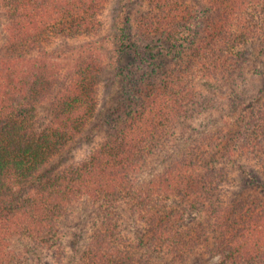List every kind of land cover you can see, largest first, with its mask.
<instances>
[{"label":"trees","instance_id":"trees-1","mask_svg":"<svg viewBox=\"0 0 264 264\" xmlns=\"http://www.w3.org/2000/svg\"><path fill=\"white\" fill-rule=\"evenodd\" d=\"M108 1L0 0L6 20L0 43V264H27L26 256L40 250L57 264L73 262L72 256H78L75 264H167L164 256L184 261L206 237L204 229L188 225L179 201L198 202L213 232L230 213L216 192L228 179L225 168L207 164L202 173L198 151L149 182L138 175L170 130L201 104L198 80L231 82L246 71L249 49L239 44L264 45V0H202L207 10L201 20L186 0H147L137 30L145 45L134 41L132 27L119 28L112 79L130 93L114 110L116 126L83 158L59 166L56 159L96 118L100 81L112 70V59L104 63L93 52L99 40L68 45L60 39L97 34ZM56 41L65 47L47 48ZM75 50L80 55L72 68L56 61ZM160 51L177 65H162ZM128 54L138 63L122 65ZM241 128L212 138L211 145L216 142L227 161L249 156L264 170V106ZM84 198L95 208L92 233L70 257L66 224ZM249 207L238 209L239 236L226 232L227 251L247 264H264V232L256 230L264 225V198ZM130 221L146 234L139 254V242L124 231Z\"/></svg>","mask_w":264,"mask_h":264},{"label":"rangeland","instance_id":"rangeland-1","mask_svg":"<svg viewBox=\"0 0 264 264\" xmlns=\"http://www.w3.org/2000/svg\"><path fill=\"white\" fill-rule=\"evenodd\" d=\"M186 1L194 9L195 18L201 20L207 10V4L202 0ZM148 8L147 0H109L99 15L100 25L97 28V34L84 35L76 39H60L68 45L86 42L94 44V41L99 40L97 45H91L93 52L104 63H107L109 58L112 59V70L103 75L100 81L96 118L56 159L59 166H65V164L83 158L89 150L103 142L107 134L116 126L117 122L115 119L114 122L112 120L114 116L117 117L114 110L119 102L130 93L129 87L124 88L120 79H112L113 69L114 72L116 71V56L120 54L118 51L120 49L118 44L119 28L132 27L131 34L135 36V38L133 37L134 41L143 47L146 42L139 36L137 30H139L138 24L141 21L140 14ZM5 26V16L0 11V43H3L5 39ZM239 46L249 49L247 52L249 66L243 75L231 82L222 79L198 80L196 88L202 91L201 104L204 106L195 105L192 117L185 118L172 131L170 130L172 133L169 139L148 158L143 171L138 175L139 182H149L160 176L168 166L184 154L196 151L199 152L198 167L201 168L202 173L208 164L218 168L224 167L227 174L228 179L217 186L216 192L221 199L220 206L227 207L230 213L224 221L219 223V228L215 232L205 228L204 222L211 223L212 221L206 220L204 209L199 208L198 202L179 201L182 205L180 209L186 210L188 225L191 222V224L194 223L195 226L204 229L206 240L204 239L201 246L184 261L164 256L161 261L167 264H247V260L242 256L231 257V253L227 251L225 237L229 230L234 232L235 238L239 236V221L236 217L239 214V207L245 206L246 210H249V206L254 200L264 198V170L249 156L235 158L232 162L227 161L224 158L226 156L219 151V147L214 146L216 142L211 145L212 138L216 141L222 135L229 136L241 127L243 128L244 124L246 125L252 116L264 106V48L260 51L264 45L261 42L253 44L251 41L247 45L239 44ZM54 47L64 48L65 46L56 41L48 45L47 48ZM160 53L164 56L163 60L161 59L162 65L167 63L170 64V67L177 65L172 54L167 55L165 51H160ZM79 55V52L75 50L73 53L62 54L56 61L62 63L65 69H70L74 66ZM183 56H181L182 60L185 59ZM132 59L135 62L131 61ZM137 60L139 59L136 54H128L121 58L122 65L138 63ZM71 211V219L66 224V249L70 257L73 253V246L81 250L87 244L96 216L95 208L86 198L76 203ZM124 227L125 233L133 244H137L139 238L146 235L143 234L144 230L141 224H136L133 221L128 224L125 222ZM262 227L264 225L260 222L256 230L264 232ZM255 233L257 232L255 231ZM139 245L136 247L138 254L144 249L142 242H139ZM18 249L21 250V247L19 246ZM37 255L39 256H26L27 264H57L47 252L40 250ZM72 257L73 262H70L68 258L63 264H75V259L78 256Z\"/></svg>","mask_w":264,"mask_h":264}]
</instances>
